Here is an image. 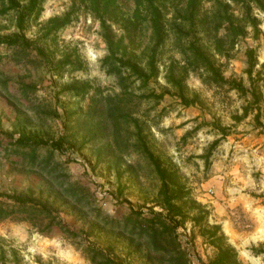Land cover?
<instances>
[{"label": "rangeland", "instance_id": "rangeland-1", "mask_svg": "<svg viewBox=\"0 0 264 264\" xmlns=\"http://www.w3.org/2000/svg\"><path fill=\"white\" fill-rule=\"evenodd\" d=\"M17 4L0 0V202L49 201L76 236L15 208L0 220V264H176L146 151L179 172L243 264H264V0H161L163 42L145 16L115 61L143 77L113 71L84 0H44L39 15ZM120 5L132 18L134 0ZM66 15L62 28L51 22ZM20 141L36 145L34 165ZM199 231L190 220L176 231L189 264L216 253Z\"/></svg>", "mask_w": 264, "mask_h": 264}, {"label": "trees", "instance_id": "trees-1", "mask_svg": "<svg viewBox=\"0 0 264 264\" xmlns=\"http://www.w3.org/2000/svg\"><path fill=\"white\" fill-rule=\"evenodd\" d=\"M12 7L18 6L17 0H7ZM87 3V7L91 14L99 19L101 28L103 30V38L108 46L109 55L107 57V62L113 66V71L122 72L123 69H130L133 74L137 77H143L144 73L139 68L137 63H132L131 61L127 63H122L123 59H120L121 64L117 65L115 61L117 55H124L127 51V45L125 44L126 37L131 36L135 33L142 22L145 21V16L150 20L151 27L154 31L155 37L157 38L158 44L163 42V32H162V11L159 2L161 0H134L135 2V11L132 18H127L125 12L123 11L120 0H84ZM187 6L190 9H194L198 0H186ZM44 0H29L27 6V11L29 14L39 15L42 11L41 3ZM56 28H62L69 24V15H66L62 18H54L52 21ZM113 24L119 25L124 31L125 34L116 40ZM249 56V68L248 73L252 76L254 67L256 66L255 57L253 51L250 50L248 53ZM207 65L215 74V71L212 64L209 60L205 59ZM224 82H228L224 77H220ZM228 84L234 89H237L240 92H243L245 89L242 83L238 81H229ZM36 144H44L43 141H37L33 139ZM22 142V141H20ZM23 143V144H22ZM21 144L23 146L17 147V153H22L25 158H28L30 161L29 165H34L37 159V149L36 145L33 143H28L24 146V141ZM20 144V143H19ZM20 144V145H21ZM57 146H62V141H57L54 144ZM58 147V148H59ZM149 156V159L153 163L156 173L159 176L161 181L160 195L164 198V209L168 213V220L162 222L161 228L162 231H167L172 234L173 237V248L175 251L176 264H189L186 260L187 254L176 236V231L183 227L187 220H190L194 223L195 226H198L200 231L199 234L204 238L205 243L214 247L216 249L215 256L211 258L208 264H243L237 249L229 242V238L224 233L222 226L218 223H211L213 217L211 210H208L207 207L199 203L196 199L192 197V191L187 187L179 172L168 166H164L160 159H157L152 153L146 151ZM10 198V197H9ZM15 202L20 204V207H12V211L9 210V206L4 205L0 202V220H4L15 213V208H28L29 199H23L20 196L11 197ZM49 202V201H48ZM40 203L35 205H41V211L29 207L27 210H31L33 213L40 212L44 214V217L50 219L49 226L50 228L54 227L55 229L60 230L62 233L67 234L68 236H76V233L69 225L63 222L60 217V213L57 214V210L53 205L49 206V203ZM56 212V213H55ZM151 230L157 236L160 232L159 229L155 227L154 224L150 225ZM163 234V232H161ZM264 253V251H261ZM109 263L112 262L108 260Z\"/></svg>", "mask_w": 264, "mask_h": 264}]
</instances>
